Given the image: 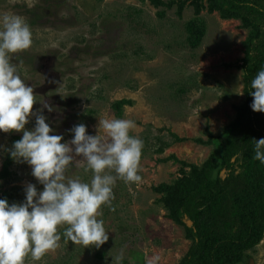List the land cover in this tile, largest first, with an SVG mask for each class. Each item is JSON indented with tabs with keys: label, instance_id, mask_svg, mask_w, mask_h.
I'll use <instances>...</instances> for the list:
<instances>
[{
	"label": "rangeland",
	"instance_id": "obj_1",
	"mask_svg": "<svg viewBox=\"0 0 264 264\" xmlns=\"http://www.w3.org/2000/svg\"><path fill=\"white\" fill-rule=\"evenodd\" d=\"M4 14L31 27V48L12 62L34 88L33 110L48 117L50 134L70 141L69 130L85 124L104 135L100 119H132L130 135L144 142L141 182L118 179L115 199L102 207L109 240L97 249L62 237L59 248L26 264H114L121 252L122 264L156 255L159 264H181L193 240L192 221L177 210L180 182L210 157L214 185L230 173L222 148L247 101L251 29L217 0H0ZM34 125L35 116L26 128ZM22 136L0 131V172ZM252 155L240 156L237 173L250 169ZM81 163L77 157L68 175L90 181ZM10 171L1 194L9 203L23 202L29 183L43 190L26 162L14 160ZM236 264H264V238Z\"/></svg>",
	"mask_w": 264,
	"mask_h": 264
},
{
	"label": "clouds",
	"instance_id": "obj_2",
	"mask_svg": "<svg viewBox=\"0 0 264 264\" xmlns=\"http://www.w3.org/2000/svg\"><path fill=\"white\" fill-rule=\"evenodd\" d=\"M33 33L25 18L4 14L0 17V131H23L9 149L18 163L26 162L32 175L43 185L29 183L23 202L9 203L0 198V264H26L30 256L40 261L49 251L60 247L63 237L75 245H94L97 249L109 240L102 207L115 199L117 180L141 182L140 161L144 142L130 135L132 119H100L104 135L89 134L85 124L75 125L70 141L53 133L42 109L33 110L38 100L34 88L22 78L12 54L31 48ZM250 107L264 112V68L251 80ZM48 112L53 106L44 105ZM35 125L27 129L31 117ZM91 173V180L70 177L73 161ZM255 160L264 164V138L254 139ZM63 228L61 232L59 229ZM124 253L113 257L122 264ZM160 256L146 258V264H159Z\"/></svg>",
	"mask_w": 264,
	"mask_h": 264
},
{
	"label": "trees",
	"instance_id": "obj_3",
	"mask_svg": "<svg viewBox=\"0 0 264 264\" xmlns=\"http://www.w3.org/2000/svg\"><path fill=\"white\" fill-rule=\"evenodd\" d=\"M229 14L240 18L251 29L250 52L244 63L248 80L247 101L239 112L225 139L223 167L230 170L225 179L219 175L217 184L211 178L215 167L213 157L195 174L185 177L176 198L181 218L192 221V246L181 264H236L245 253L264 238V164L255 160L254 139L264 138V112L250 107L254 97L250 94L251 80L264 68V0H217ZM253 152L251 167L237 173L235 162L241 155ZM9 156L0 172V198L2 179L11 175ZM215 188H214V187Z\"/></svg>",
	"mask_w": 264,
	"mask_h": 264
}]
</instances>
